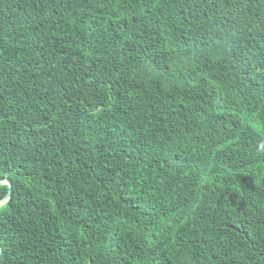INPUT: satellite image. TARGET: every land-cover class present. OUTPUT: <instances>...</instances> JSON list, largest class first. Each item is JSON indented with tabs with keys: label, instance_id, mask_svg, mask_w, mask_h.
I'll use <instances>...</instances> for the list:
<instances>
[{
	"label": "trees",
	"instance_id": "1",
	"mask_svg": "<svg viewBox=\"0 0 264 264\" xmlns=\"http://www.w3.org/2000/svg\"><path fill=\"white\" fill-rule=\"evenodd\" d=\"M2 179L0 264H264V0H0Z\"/></svg>",
	"mask_w": 264,
	"mask_h": 264
},
{
	"label": "water",
	"instance_id": "2",
	"mask_svg": "<svg viewBox=\"0 0 264 264\" xmlns=\"http://www.w3.org/2000/svg\"><path fill=\"white\" fill-rule=\"evenodd\" d=\"M0 185H6L8 187L6 195L2 199H0V208H1L10 199L12 185H11V182L7 179L0 180ZM1 254H2V251L0 250V256Z\"/></svg>",
	"mask_w": 264,
	"mask_h": 264
}]
</instances>
